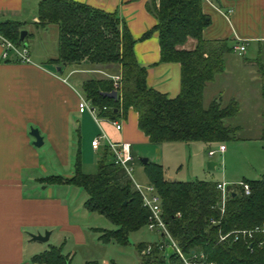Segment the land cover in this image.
<instances>
[{"label": "crops", "instance_id": "1", "mask_svg": "<svg viewBox=\"0 0 264 264\" xmlns=\"http://www.w3.org/2000/svg\"><path fill=\"white\" fill-rule=\"evenodd\" d=\"M40 1L0 0V23L8 20L26 23V42L36 39L40 33L52 28L38 27ZM71 1L108 13L116 12L135 40L134 53L139 65L147 69L149 88L170 98L180 94L181 65L161 62L159 34L154 30L157 20L148 9L152 0ZM203 12L211 20L210 26L203 32V39L207 42L226 41L231 49L224 56L225 71L206 85L204 107L208 108L214 102L221 103L223 107L236 100L241 110L247 102H257V116L264 120V109L259 108L264 101L261 75V69H264V0H205ZM149 32L151 34L145 37ZM237 44L245 45L244 55L233 51ZM196 47L197 41L190 38L180 48L193 51ZM29 51L30 64L5 61L0 43V264H46L34 262L32 258L50 245L62 246L63 252L74 264L88 260L110 264L106 257L109 253L106 252L120 244L104 243L97 229L115 227L108 223L96 225L105 216L85 207L88 194H83L79 186L46 183L43 178L50 175L72 176L78 150L85 153L83 167L85 164H96L98 167L106 145L95 150L92 144L101 133H105L110 141L130 143L135 161L136 156L141 157L139 162L142 165L141 159L149 155L150 162L165 167L162 146H175L178 142L152 144L139 129L138 113L133 109L126 115L120 113L115 119L103 116L99 108L98 119L87 111H79L84 82L92 79V75H98L96 79L117 75L120 70L118 65H91L83 61L59 66L49 62L58 57L56 49L39 53ZM114 122L121 123L123 129L118 131ZM32 128H37L44 139L40 148L34 145L35 139L30 135ZM185 144L189 148L196 146L202 149L224 145L203 142ZM232 144L234 148L250 146L252 162L249 169L241 167L242 156L234 161V169L228 166L232 154L224 145L223 152L218 149L222 158V178L202 180L231 184L244 179H258L264 174L263 132L251 139L237 137ZM153 147L154 152H151ZM86 154L88 157L85 159ZM94 154L100 155V158H95ZM217 166L216 163L215 169ZM47 230L51 231L48 241L31 238V234H45ZM154 233L158 237L154 242L161 241L160 235Z\"/></svg>", "mask_w": 264, "mask_h": 264}, {"label": "trees", "instance_id": "2", "mask_svg": "<svg viewBox=\"0 0 264 264\" xmlns=\"http://www.w3.org/2000/svg\"><path fill=\"white\" fill-rule=\"evenodd\" d=\"M204 1L152 0L148 4L157 20L154 30L159 34L161 62L181 65V92L176 98L149 88L147 69L139 65L134 53L135 40L116 12L108 13L71 0H41L38 27H58V57L50 63L61 66L87 61L91 65L120 67L117 75L92 78L82 86L84 97L99 108L103 116L115 119L120 113L126 115L133 109L138 113L139 129L152 144L232 142L237 140L239 128L227 125L225 120L239 113L240 104L232 100L226 107L215 102L204 107L206 85L225 71L224 56L231 50L226 41L203 39L204 30L211 24L209 16L203 12ZM26 26V23L8 20L0 23V34L20 44L21 31ZM190 38L197 41L196 49H181ZM261 75L264 97V69ZM116 76L120 77L117 86L113 79ZM112 91L118 93L117 100L103 96ZM143 167L150 184L161 196L168 229L185 254L202 252L208 261L216 264H264L263 233L238 239L231 234L221 239L234 230L264 224V174L258 179L243 180L250 186L249 194L241 185H236L222 209L218 182L171 180L161 165L149 161ZM43 180L76 185L87 192L85 207L104 215L115 225L114 229H97L104 243L127 245L130 234L148 223L150 209L144 206L133 178L113 162L108 147L98 162L96 173L82 171L78 150L72 176L50 175ZM149 245L151 250L145 252ZM136 249L140 264H185L177 252L167 258L159 242H139ZM32 261L74 264L62 246L54 245L33 256ZM82 264L99 262L88 260Z\"/></svg>", "mask_w": 264, "mask_h": 264}, {"label": "rangeland", "instance_id": "3", "mask_svg": "<svg viewBox=\"0 0 264 264\" xmlns=\"http://www.w3.org/2000/svg\"><path fill=\"white\" fill-rule=\"evenodd\" d=\"M50 26H52V28H50L48 31L40 33L36 39L28 40L26 42L31 51H35V53H39L40 51L48 52V50L53 49H56L58 51V27L55 25H49V27ZM92 78L96 79L98 78V75H92ZM234 80L237 81L236 79ZM223 98L225 100L226 96H224ZM223 103L224 105H226L227 102L225 101ZM256 104L257 102H247L246 107L241 109L240 112L236 114V116L225 120V123L227 125L239 128V132L237 133L236 137L243 140L251 139L257 137L261 132H264V120L260 119L257 116V110L255 108ZM259 105V108L264 109V101ZM223 144L228 147L229 152L232 154V159L228 161V166H231L234 169V161H238L240 156H242L243 159L241 158L242 162L240 163L242 164L241 167L243 169H249L252 162L250 146L245 145L240 146V148H234L231 141L223 142ZM219 146L220 145L217 144L207 146L203 149L197 148L196 146H192L191 148H189V146L182 142H178V144H176L175 146H162L163 156L165 158V167L163 168L165 170L166 177L171 180L185 181L194 180L197 178L212 180L222 178V158L220 153L218 152ZM210 150L216 151V155L213 158L207 157ZM145 151H148V149ZM152 151L154 152V147L151 152ZM84 154V151L81 150L82 171L85 173H96L98 170L96 164H85V166L83 167ZM94 155L95 158H100V155ZM87 157L88 156L86 154L85 159ZM139 158L141 157L136 156V161L133 163V178L136 183H139L142 187L145 188L146 186H148L149 180L145 173L143 165L139 162ZM143 158L149 159V155H146ZM208 162H215L218 164V166L214 170H209L207 167ZM236 163L237 162H235V165ZM231 185L233 187H236V185H239V182H232ZM78 188L83 194H87L82 187ZM102 218V220L97 222V226L106 225L108 223L109 225L115 227V225L109 219H107L106 217ZM156 239H158V237L154 232L149 230L147 227H143L140 231L132 233L130 235L129 244L116 245V247H114L116 249H112V247H110V250L106 252L107 254L109 253L106 257L110 264H140L139 255L136 249L137 244L142 240H145L146 242H154V240ZM170 248L171 247L168 246L165 251L167 257H169L171 253H173V248Z\"/></svg>", "mask_w": 264, "mask_h": 264}, {"label": "built area", "instance_id": "4", "mask_svg": "<svg viewBox=\"0 0 264 264\" xmlns=\"http://www.w3.org/2000/svg\"><path fill=\"white\" fill-rule=\"evenodd\" d=\"M0 43L3 46V59L5 61H14L22 64L32 63L28 46H25L21 42L20 44H16L2 34H0ZM233 51L242 56L246 52V47L243 44H237L233 47ZM113 79L115 81V85L117 86V82L120 80V77L116 76ZM106 109L107 108L104 107V110ZM79 111L81 113L87 111L96 119H98V108L95 107L91 102H89L84 96L81 98ZM114 126L118 131H121L123 129L121 123L114 122ZM92 145L95 150H98L101 146L106 145L112 155L113 162L125 169L126 172L133 178V163L135 161V158L133 156L132 145L130 143L110 141L105 133H101L94 139ZM224 150L225 146L221 145L219 151L223 152ZM208 155L210 158H213L216 155V151L210 150L208 152ZM134 183L137 190L142 196L144 206L148 207L151 212L146 226L149 230L157 232L160 235L161 241H159V243L164 252L166 247L170 246L174 249V253L177 252L181 256L185 264H216L214 261H208L204 253L202 252L196 253L193 251L191 255L185 254L177 245L168 229L163 215L162 199L155 186L152 184H148V186L144 188L139 183H136L135 180ZM239 185L243 187L246 194L250 193V186L247 182L240 181ZM217 187L221 190L222 193L221 206L223 209L228 195H230L231 191L235 190V187L227 182H219ZM257 232H261L264 234V224L261 226H256L252 229L234 230L222 236L221 239H225L231 234H234L236 239L241 236L245 238H252ZM150 250L151 245H149L145 249V252H149Z\"/></svg>", "mask_w": 264, "mask_h": 264}, {"label": "water", "instance_id": "5", "mask_svg": "<svg viewBox=\"0 0 264 264\" xmlns=\"http://www.w3.org/2000/svg\"><path fill=\"white\" fill-rule=\"evenodd\" d=\"M28 35L27 30H22L20 35V42L24 43L25 46H28L26 43V37ZM104 97L117 100L118 99V93L116 91H112L110 93H103ZM30 135L35 139L34 145L37 148H40L44 144V139L40 134V131L37 128H32ZM141 162L146 165L149 162V159L142 158ZM216 163L215 162H209L207 167L208 169H215ZM233 195H236V192H233ZM51 235V231L47 230L45 234L37 233V234H31V238L33 240H39V241H48L49 237Z\"/></svg>", "mask_w": 264, "mask_h": 264}]
</instances>
